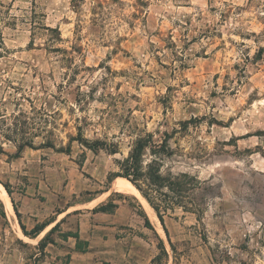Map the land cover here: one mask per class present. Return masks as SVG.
I'll return each instance as SVG.
<instances>
[{"label": "rangeland", "instance_id": "rangeland-1", "mask_svg": "<svg viewBox=\"0 0 264 264\" xmlns=\"http://www.w3.org/2000/svg\"><path fill=\"white\" fill-rule=\"evenodd\" d=\"M263 32L264 0H0V184L55 222L26 236L0 198V264H112V246L61 235L125 197L152 226L150 264H264ZM146 133L205 181L204 212L164 216L167 235L108 181Z\"/></svg>", "mask_w": 264, "mask_h": 264}, {"label": "trees", "instance_id": "trees-1", "mask_svg": "<svg viewBox=\"0 0 264 264\" xmlns=\"http://www.w3.org/2000/svg\"><path fill=\"white\" fill-rule=\"evenodd\" d=\"M261 36L264 40V32ZM262 51L263 48L261 47L257 54L258 57H260ZM183 125L185 126V124ZM170 138L171 134L168 133H165L160 141L154 140L153 135L150 133L138 136L133 141L128 154L121 159L115 160L118 170L108 175L109 182L116 177H123L133 184L153 208L166 235L168 233L164 226V216H169L177 209L196 213L197 215L202 214L205 210V205L199 195L204 189L205 181L186 171L175 170L171 165L173 161L170 163L166 161L176 155L175 149L169 143ZM110 152L116 153L117 151L115 148H111ZM261 154L264 155V150L261 151ZM3 186L10 196L8 185L3 184ZM12 204L19 226L26 236L34 238L53 221L52 219L36 224L32 229L28 230L20 221L19 212L13 200ZM116 206L117 204L110 201L101 202L92 208V212H112ZM144 225L147 228H152L147 217L144 218ZM57 227L58 224H55L38 242L37 246L41 253H44L47 243L52 242L49 239V235ZM61 237L64 240L68 237H73L75 239L74 249L77 252L83 253L88 249V241L81 239L78 231L65 232ZM159 247L161 251L166 253L161 239L159 240ZM152 261H154V258Z\"/></svg>", "mask_w": 264, "mask_h": 264}, {"label": "crops", "instance_id": "crops-1", "mask_svg": "<svg viewBox=\"0 0 264 264\" xmlns=\"http://www.w3.org/2000/svg\"><path fill=\"white\" fill-rule=\"evenodd\" d=\"M117 193L118 195H122V192ZM26 198L27 200H25ZM18 200H21L18 206L19 219L26 228L31 229L36 224H39L42 216L39 209L41 208L42 210V206L39 207L38 204L40 203L46 207L47 203L37 198L26 197V195H22ZM122 201L118 202L112 212H97L93 214L94 216L91 220L99 221L102 219L107 224L98 228V225L94 223L93 226L95 228L89 235H83L81 232H79V235L81 239L88 241L89 248L92 247V242L96 241L101 242L102 249L105 245L112 246L109 253L111 255L109 259L112 264H150V258L146 259V257H143V251H148L144 246L146 243L145 235L147 233L144 219L140 216L137 208L129 205L126 197ZM35 206L38 208V212L34 211ZM54 223L52 222L50 225ZM121 225L131 227L132 229L122 232Z\"/></svg>", "mask_w": 264, "mask_h": 264}, {"label": "bare ground", "instance_id": "bare-ground-1", "mask_svg": "<svg viewBox=\"0 0 264 264\" xmlns=\"http://www.w3.org/2000/svg\"><path fill=\"white\" fill-rule=\"evenodd\" d=\"M111 186H112V189L114 191L122 192V193H128V194H135V195L139 196L140 199L142 200V202L144 203L147 211L149 213H151L155 219H157V216H156L153 208L148 204L146 199L141 195V193L138 192V190L133 186V184L131 182H129L128 180H126L123 177H116L112 181ZM0 198L4 201L9 212L13 214L14 209L12 206L10 196L2 184H0Z\"/></svg>", "mask_w": 264, "mask_h": 264}]
</instances>
